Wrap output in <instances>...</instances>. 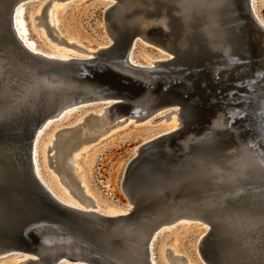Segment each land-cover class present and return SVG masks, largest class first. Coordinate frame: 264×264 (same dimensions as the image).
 Returning a JSON list of instances; mask_svg holds the SVG:
<instances>
[{
    "label": "water",
    "instance_id": "water-1",
    "mask_svg": "<svg viewBox=\"0 0 264 264\" xmlns=\"http://www.w3.org/2000/svg\"><path fill=\"white\" fill-rule=\"evenodd\" d=\"M74 1L0 0V259L160 264V235L196 224L205 264H264V25L253 0H103L109 42L92 56L31 50L17 11L26 17L42 2L37 18L63 42L51 12ZM139 39L167 55L145 66ZM99 106L103 115L92 110L52 140L50 166L63 184L77 178L88 141L177 114L176 129L138 145L127 163L126 213L68 204L37 172L35 158L44 177L39 145L59 116Z\"/></svg>",
    "mask_w": 264,
    "mask_h": 264
},
{
    "label": "rangeland",
    "instance_id": "rangeland-1",
    "mask_svg": "<svg viewBox=\"0 0 264 264\" xmlns=\"http://www.w3.org/2000/svg\"><path fill=\"white\" fill-rule=\"evenodd\" d=\"M258 1L260 17L257 16L264 24V4H262V0ZM105 4L103 0L58 2L52 10V15L56 24L55 30L63 38L62 42L55 37L53 28L43 22L42 15L38 18L35 17L41 13L43 3H32L26 7L25 17L30 40L34 41L41 50L56 54H59L58 52L65 53L68 57L84 56L86 53L79 50V47L82 50L90 49L91 52H95L99 46L109 42L103 19ZM134 54L137 60L147 65L167 55L159 46L140 39L135 46ZM132 59L133 64L142 65L133 57ZM103 108L104 106L89 107L73 113L50 128L41 140L40 162L44 175L61 192L60 195L72 202H74L72 199L75 201L76 199L69 195L60 184L53 164L48 166V157L44 151L51 144L58 130L77 125L92 110L101 112ZM176 119L177 115L173 114L168 121L158 117L156 121L152 122L126 123L106 132L95 141H88L77 157V178H72L73 180L71 179L69 183V176H67L68 178H64V181L79 197V193L88 196L102 210L126 212L130 205L121 190V182L127 163L135 155V148L150 138L175 129L173 124ZM203 231V227L188 224L164 232L156 244L159 263L205 264L196 250V243ZM22 259L24 258L10 256L0 259V264H17Z\"/></svg>",
    "mask_w": 264,
    "mask_h": 264
},
{
    "label": "bare ground",
    "instance_id": "bare-ground-1",
    "mask_svg": "<svg viewBox=\"0 0 264 264\" xmlns=\"http://www.w3.org/2000/svg\"><path fill=\"white\" fill-rule=\"evenodd\" d=\"M61 1H66V0H61ZM258 2V0H253V2H252V7H253V10H254V12H255V14H256V16L258 15H260L259 14V8H258V5L259 4H255V3H257ZM262 4H264V1L262 0ZM17 13H18V23H19V26H20V29H21V31H20V33H23V34H26L27 32H28V29H27V27H26V21H25V17H24V13H25V8L24 7H21L18 11H17ZM51 19H52V22L54 23V16L52 15V12H51ZM257 16V17H258ZM35 17H37V16H35ZM260 17V16H259ZM258 17V18H259ZM259 21H260V23H262L261 22V20H260V18H259ZM55 24V23H54ZM263 24V23H262ZM56 25V24H55ZM264 25V24H263ZM27 46L31 49V50H33V51H37V52H41V53H44V54H46V55H48V56H51V57H56V58H61V59H68V58H70V57H68L65 53H62V54H60V52H58L59 54H56V53H54V52H46V51H44V50H41V49H39L38 47H37V45H36V43L34 42V41H32V40H30V39H28L27 41ZM79 50H81L82 52H85L84 54L86 55V56H92L95 52H91V50L89 49V50H82V49H80L79 48ZM77 52H80V51H77ZM76 52V53H77ZM78 54V53H77ZM84 55V56H85ZM84 56H82V55H77L76 57H84ZM75 57V56H74ZM132 57H133V55L131 56V54H130V56H129V60L130 61H132L133 63H134V61H133V59H132ZM157 61V60H156ZM154 64H155V62H151V64L150 65H152V66H154ZM142 65H144V64H142ZM150 65H145V66H149V67H152V66H150ZM104 111V110H103ZM103 111H101V112H98V114H100V115H103ZM74 113V111H71V110H68V111H66V112H63L60 116H59V122H61V121H63L64 119H66L67 117H69V116H71L72 114ZM174 114H176V113H174ZM177 115V114H176ZM58 123V122H57ZM175 127V129L178 127V125H179V122H178V118L176 119V121H175V123L173 124ZM49 127L50 126H48V124L45 126V128H48L49 129ZM53 127V126H52ZM51 127V128H52ZM61 130V129H60ZM173 130V129H172ZM59 131V130H58ZM41 134H43V131H41L38 135L40 136ZM46 134V133H45ZM56 135V134H55ZM55 135H54V138H55ZM53 138V139H54ZM42 140V139H41ZM38 141V139H36V142ZM40 144H41V142H40ZM51 145H52V142H51V144L47 147V149L44 151V153L47 155V157H48V166L50 167V164L52 163V160H50L49 159V154H48V151L50 150V147H51ZM83 150V148L80 150V151H78L77 152V154H76V159H75V164H76V162H77V157H78V155H79V153L81 152ZM35 151V155H37V152H36V150H34ZM39 151H41V149H40V145H39ZM42 152V151H41ZM39 155V154H38ZM40 156V155H39ZM41 157V156H40ZM39 159V158H38ZM38 159H36L35 158V163H36V167H37V172H38V175L42 178V180H43V182L45 183V184H47V185H49V187L51 188V189H55L57 192V194L59 195V197H60V199L62 200V201H64V202H66V203H68V204H71V205H79V206H81V205H86V206H88L89 208L90 207H95V209H97V210H100V211H103V212H106V213H111V214H115V213H118V212H108V211H106V210H102L101 208H99V205H97V204H94V203H92L91 204V202L87 199H84L83 198V195H80V201H78L77 199H76V201L74 200V199H72L74 202H72V201H70V200H68V199H66L63 195H60V191H58L48 180H47V178H46V176L44 175V172H43V176L44 177H42V175L40 174V167L37 165V160ZM50 169V168H49ZM59 181H60V184L63 186V188L68 192V194L70 195V193H69V190H68V188H70L68 185V188H67V186H65V181H64V179H63V182H64V184L61 182L62 180L59 178ZM67 184V183H66ZM129 209H130V207H129ZM128 211V210H127ZM126 211V212H127ZM126 212H123V213H126ZM21 258H23V257H21ZM171 258V257H170ZM172 260L174 261V259L172 258Z\"/></svg>",
    "mask_w": 264,
    "mask_h": 264
}]
</instances>
